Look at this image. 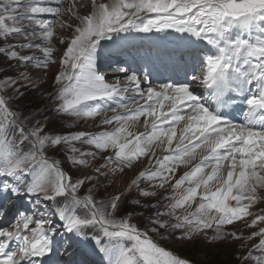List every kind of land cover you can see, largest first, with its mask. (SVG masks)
<instances>
[{"label": "snow or ice", "instance_id": "obj_1", "mask_svg": "<svg viewBox=\"0 0 264 264\" xmlns=\"http://www.w3.org/2000/svg\"><path fill=\"white\" fill-rule=\"evenodd\" d=\"M169 30L178 34L166 53L171 82L152 83L159 75L151 51L142 74L119 59L136 58L121 43L134 34ZM54 38L66 44L59 60ZM0 56L16 62L9 67L45 74L59 63L50 94L56 117L102 129L63 132L55 120L13 110L11 101L24 95L17 83L37 84L26 71L0 79V220L7 219L0 264H190L149 232L167 238L161 230H183L184 240L208 229L211 241H242V264H264V215L249 211L264 201V0H0ZM101 56L123 79L110 82L98 70ZM237 112L238 123L229 119ZM50 151L82 177L73 179ZM144 158L151 167L122 191L99 195ZM180 167L186 170L171 184L164 211L141 204L138 197H155L151 189L171 183ZM129 203L157 209L150 227L131 222ZM236 221L258 230L247 237L227 231Z\"/></svg>", "mask_w": 264, "mask_h": 264}, {"label": "rangeland", "instance_id": "obj_2", "mask_svg": "<svg viewBox=\"0 0 264 264\" xmlns=\"http://www.w3.org/2000/svg\"><path fill=\"white\" fill-rule=\"evenodd\" d=\"M73 22V21H72ZM57 30L59 34L63 37L66 35H70L71 30L70 29H60L57 27ZM38 42V41H37ZM53 43L55 44L57 51L55 52L56 55H58V58L61 57L63 51L66 48L65 44H60L57 39L54 38ZM6 60L3 56H0V79L6 78V77H12L16 78L19 75V72L26 71L30 74L33 81L36 82L37 86L35 88H32L30 86L28 87H21V84L23 81L17 83L15 87L20 88V91L24 93L25 100H22L23 96H21L18 99H14L11 101V104L14 103V107L17 111L21 110L22 108H25L26 105V98L29 100H35L38 99V105L36 107V110H39L40 114L36 116H32L34 120H39L41 123L45 122V118H48L49 124L53 120H55L56 128L61 127L60 125L63 123V118H57L56 113H53L51 110L48 112H45V115H42L41 112L46 109V98H42L43 96L50 94L52 91H56L57 85L54 83V73H58L60 70L59 63L50 65V67L47 70V73L45 74L44 70L37 69L34 67H9V65H15V61H4ZM7 95L11 96L12 91L8 90ZM51 100V98H50ZM50 103V102H49ZM49 103L47 106H49ZM33 112L31 113V115ZM67 118V117H64ZM51 120V121H50ZM30 125V124H29ZM67 130H61L60 131H74L79 128H85L81 124H74L72 121L71 123H68L66 126ZM89 125L87 128H90ZM59 156L61 154H58ZM145 159V158H144ZM62 162V166L65 168H69L72 172V174L76 177H82V173H76L72 171V166L68 163H66L64 160H60ZM101 161L97 160L96 163L99 164ZM147 164V160H145L144 163H139L133 170L125 169L123 174H117L115 180L109 179V183L111 184V187H108L105 191L104 189H101L99 195L101 196H107V195H113L118 191H122L125 186L128 184L129 178L131 176H136L140 171L145 170L144 166ZM186 169L183 167L178 168L176 174L177 178H179L180 175L185 171ZM95 181H93L94 183ZM143 187L147 188L148 184L145 182L142 185ZM156 191L157 195L155 197L151 198H144V197H138L141 200L142 205H151V204H160V209L164 208L165 206L159 202V197H166V202L169 204V197L172 195V189L170 185L165 186L164 188H154L151 189ZM133 196H137L135 192H133ZM27 202V201H25ZM197 203L199 202V198H197ZM235 204V202H232ZM44 205L41 204V207ZM130 212L133 213V217L131 222L134 224H137V226L140 228H144L146 226L150 227L149 220L150 215L154 214L156 211L155 208H144L142 206L137 207L135 205H132L129 203L127 205ZM195 208V204L192 205V207H188L187 205L182 210L183 212H187L188 210L193 211ZM180 210V212H181ZM249 211H251L254 215H264V201H260L253 205ZM143 212V216L140 215V213ZM182 212V213H183ZM167 218V217H166ZM254 216L245 217V220H247L249 223L251 219H253ZM174 222V221H172ZM1 224H6L7 219L0 220ZM226 230L230 232H236L237 235H243L244 237H247L251 235V233L258 229H253L246 227L245 223L243 221H236L233 225L229 227L226 226ZM182 232L183 230H178ZM162 233H164L165 237L163 238V241L171 250H177L180 256H189L191 258H194L195 260H198L200 262H205L207 264H238V261L240 260L238 257H242L246 255L248 249L241 247V240H232L229 239L227 241H211L209 238L213 235V231L206 230L207 235H205L204 232L195 234L191 239H184V240H175L174 236H166L167 233L164 232V230H161ZM152 236H159L156 233L149 232ZM160 237V236H159ZM259 238H255L252 241L249 242V246L252 244L258 243ZM185 256V257H186ZM241 261V260H240ZM242 263V262H241Z\"/></svg>", "mask_w": 264, "mask_h": 264}, {"label": "trees", "instance_id": "obj_3", "mask_svg": "<svg viewBox=\"0 0 264 264\" xmlns=\"http://www.w3.org/2000/svg\"><path fill=\"white\" fill-rule=\"evenodd\" d=\"M25 96L26 95H24L23 96V98H22V100H25ZM26 105H25V108H22V110L24 111V112H30L31 110H33L34 108H36L37 107V105H38V99H35V100H29V99H27L26 98ZM177 251V250H176ZM186 256V255H185ZM186 257H188V258H190L192 261H194V262H196V263H198V264H207V263H205V262H200V261H198V260H195L194 258H191V257H189V256H186ZM238 264H242L241 263V261L239 260L238 261Z\"/></svg>", "mask_w": 264, "mask_h": 264}, {"label": "bare ground", "instance_id": "obj_4", "mask_svg": "<svg viewBox=\"0 0 264 264\" xmlns=\"http://www.w3.org/2000/svg\"><path fill=\"white\" fill-rule=\"evenodd\" d=\"M85 12V10L84 9H81V13H84ZM170 45V44H169ZM171 45H176V44H171ZM103 67H106V65H104ZM113 73H117V72H113ZM154 84V83H153ZM143 87H147V85H143ZM139 130H143V128H141V129H139ZM132 178H134V176H131L130 178H129V181H128V183L130 182V180L132 179Z\"/></svg>", "mask_w": 264, "mask_h": 264}]
</instances>
